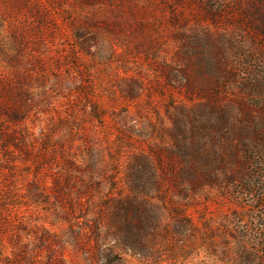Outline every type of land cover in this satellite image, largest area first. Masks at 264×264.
Here are the masks:
<instances>
[{
	"label": "rangeland",
	"instance_id": "obj_1",
	"mask_svg": "<svg viewBox=\"0 0 264 264\" xmlns=\"http://www.w3.org/2000/svg\"><path fill=\"white\" fill-rule=\"evenodd\" d=\"M0 104V264H264V0H0Z\"/></svg>",
	"mask_w": 264,
	"mask_h": 264
},
{
	"label": "trees",
	"instance_id": "obj_2",
	"mask_svg": "<svg viewBox=\"0 0 264 264\" xmlns=\"http://www.w3.org/2000/svg\"><path fill=\"white\" fill-rule=\"evenodd\" d=\"M4 107L0 104V110L1 111H4V109H3ZM9 116H11V118L14 120V118L15 119H19V118H17V112H16V108L14 109V110H12L10 113H9ZM16 121V120H15ZM1 127H0V136H1V134H2V131H1Z\"/></svg>",
	"mask_w": 264,
	"mask_h": 264
}]
</instances>
